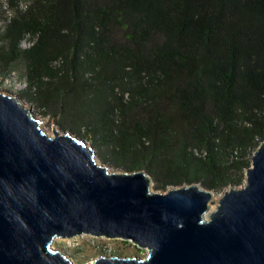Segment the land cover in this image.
Listing matches in <instances>:
<instances>
[{
	"label": "trees",
	"instance_id": "1",
	"mask_svg": "<svg viewBox=\"0 0 264 264\" xmlns=\"http://www.w3.org/2000/svg\"><path fill=\"white\" fill-rule=\"evenodd\" d=\"M8 3L0 70L21 64L62 127L161 188L244 181L264 142V0Z\"/></svg>",
	"mask_w": 264,
	"mask_h": 264
},
{
	"label": "water",
	"instance_id": "2",
	"mask_svg": "<svg viewBox=\"0 0 264 264\" xmlns=\"http://www.w3.org/2000/svg\"><path fill=\"white\" fill-rule=\"evenodd\" d=\"M53 134L0 93V264H76L52 245L81 235L148 250L85 264H264V142L245 184L231 185L206 219L212 192H152L145 170L110 172L87 141Z\"/></svg>",
	"mask_w": 264,
	"mask_h": 264
},
{
	"label": "rangeland",
	"instance_id": "3",
	"mask_svg": "<svg viewBox=\"0 0 264 264\" xmlns=\"http://www.w3.org/2000/svg\"><path fill=\"white\" fill-rule=\"evenodd\" d=\"M14 14L13 9L8 3V0H0V34L4 30L5 18L12 16ZM33 39L27 37L23 43V48H28L32 45ZM0 47H3L2 42H0ZM23 66L21 64L17 65L16 72H13L10 76H6L0 70V93L16 97L26 108L32 111L33 115L41 121V127L50 135L54 136L53 130L58 131L60 134L71 132L74 136H78L81 139L87 141L88 145L91 146L96 152V161L98 164L106 166L110 172L115 173H124V172H133L125 169L123 166H117L112 159L108 158L106 155V150L103 147H100L95 141L94 136L89 134L86 129H81V132H76L69 127H62L58 123V118L50 113H46L44 109L37 106V104L31 98V94L28 91V84L24 77L21 75ZM28 91V92H27ZM254 153V151H253ZM252 153V155H253ZM252 155L249 156V160L252 162ZM252 165V163H251ZM250 165V166H251ZM145 170L151 177L150 189L152 192L156 193H165L171 189L179 188L183 185L169 186L167 188H161L158 186V183L153 178L150 172L145 168ZM246 172V171H245ZM246 174V173H245ZM246 182V175L244 181L237 185L236 187H241ZM198 185L202 189L212 192V202L210 203L209 211L206 214V219H209V213L214 211L217 207L218 201L225 193L228 191L230 186L219 188H208L201 182L193 183ZM54 249L62 251L67 257L76 264H85L92 262L97 257L104 255L110 256L113 254L120 255H138L141 257H146L148 250L138 248L130 241H124L121 239H109L105 237H95L91 235H81L75 238H55L53 245Z\"/></svg>",
	"mask_w": 264,
	"mask_h": 264
}]
</instances>
